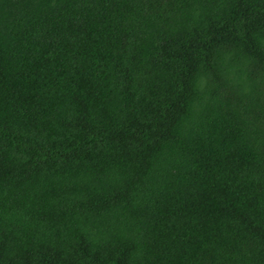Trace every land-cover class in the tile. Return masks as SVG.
I'll return each mask as SVG.
<instances>
[{
  "label": "trees",
  "instance_id": "obj_1",
  "mask_svg": "<svg viewBox=\"0 0 264 264\" xmlns=\"http://www.w3.org/2000/svg\"><path fill=\"white\" fill-rule=\"evenodd\" d=\"M0 264H264V0H0Z\"/></svg>",
  "mask_w": 264,
  "mask_h": 264
}]
</instances>
